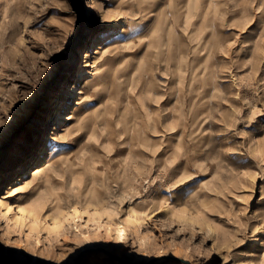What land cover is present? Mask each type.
Listing matches in <instances>:
<instances>
[{"label":"rangeland","instance_id":"obj_1","mask_svg":"<svg viewBox=\"0 0 264 264\" xmlns=\"http://www.w3.org/2000/svg\"><path fill=\"white\" fill-rule=\"evenodd\" d=\"M0 264H264V0H0Z\"/></svg>","mask_w":264,"mask_h":264},{"label":"bare ground","instance_id":"obj_2","mask_svg":"<svg viewBox=\"0 0 264 264\" xmlns=\"http://www.w3.org/2000/svg\"><path fill=\"white\" fill-rule=\"evenodd\" d=\"M154 42H156V40H154V41H151L150 42V44H154ZM103 61V64H105L106 63V59H102ZM96 73V72H95ZM64 94V93H63ZM64 106L66 107V108H68L69 107V105H68V103H66L65 102V104H64ZM58 122H59V120L61 119V118H63V116H62V112H59V114H58ZM177 168V167H176ZM140 178H142V177H140ZM172 179H173V177H172ZM140 182H141V179H140ZM170 182H171V179H170ZM171 187H172V185H169V186H167V188L168 189H171ZM136 189L137 190H139L140 188H139V186H137L136 187ZM170 199V198H169ZM161 200H162V206H163V204L164 205H167L168 206V204H169V200H168V198H166V197H161ZM170 200H172V201H170V202H174V203H181L182 202V198L179 196L177 199H170ZM158 205H159V203H156L155 201H152V200H149V199H143V200H141V201H139L137 204H136V210H138L140 213H139V215L137 216L136 215V217H137V219H136V221H130V223L131 224H134L136 227H145V225H147L148 223H145L144 221H146V218L147 217H145L146 215H149V214H151V213H153L156 209H157V207H158ZM166 210H168V208H166ZM159 212H161V211H159ZM159 212H157V213H155V216H156V214H158ZM140 215H142V216H140ZM110 216V215H109ZM113 219H114V217H113ZM141 220L139 223H137L138 222V220ZM137 232V231H136ZM117 234H118V237L119 238H126V235H127V229H126V226L125 225H118V227H117ZM117 237V238H118Z\"/></svg>","mask_w":264,"mask_h":264}]
</instances>
